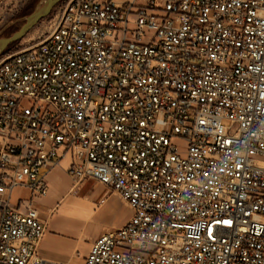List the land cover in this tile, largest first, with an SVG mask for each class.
Returning a JSON list of instances; mask_svg holds the SVG:
<instances>
[{"label": "built area", "instance_id": "2783aa9c", "mask_svg": "<svg viewBox=\"0 0 264 264\" xmlns=\"http://www.w3.org/2000/svg\"><path fill=\"white\" fill-rule=\"evenodd\" d=\"M65 160L132 211L83 264H264V0L58 4L0 53V264H59L32 198Z\"/></svg>", "mask_w": 264, "mask_h": 264}, {"label": "crops", "instance_id": "0c3cea01", "mask_svg": "<svg viewBox=\"0 0 264 264\" xmlns=\"http://www.w3.org/2000/svg\"><path fill=\"white\" fill-rule=\"evenodd\" d=\"M68 161L45 176L47 194L32 198L45 232L37 255L59 264H81L92 243L102 234L123 227L132 216L130 207L116 193L96 180L88 179L74 185L66 173ZM17 200L29 199L27 190L18 189Z\"/></svg>", "mask_w": 264, "mask_h": 264}, {"label": "rangeland", "instance_id": "374dc122", "mask_svg": "<svg viewBox=\"0 0 264 264\" xmlns=\"http://www.w3.org/2000/svg\"><path fill=\"white\" fill-rule=\"evenodd\" d=\"M42 1L43 0H0V39L10 37L13 33L18 31L23 25L26 17L29 16L33 10L42 3ZM62 1L63 0L58 4ZM54 8L51 10L49 16L53 13ZM48 17L35 25L21 40L10 44L6 48V52L20 50L33 44L41 35L43 23ZM223 123L224 125H228V122L226 121ZM171 143L179 149L181 156H183L186 150L185 143L178 137L173 138ZM19 196H21V192L18 189H15L11 198V203L13 205H16ZM72 264H81V262L74 260Z\"/></svg>", "mask_w": 264, "mask_h": 264}, {"label": "water", "instance_id": "95a60500", "mask_svg": "<svg viewBox=\"0 0 264 264\" xmlns=\"http://www.w3.org/2000/svg\"><path fill=\"white\" fill-rule=\"evenodd\" d=\"M60 1L61 0H43L42 3L26 17L23 25L18 31L13 33L10 37L0 39V53H3L10 44L21 40L35 25L48 17L51 10Z\"/></svg>", "mask_w": 264, "mask_h": 264}, {"label": "trees", "instance_id": "16d2710c", "mask_svg": "<svg viewBox=\"0 0 264 264\" xmlns=\"http://www.w3.org/2000/svg\"><path fill=\"white\" fill-rule=\"evenodd\" d=\"M3 53H6V50Z\"/></svg>", "mask_w": 264, "mask_h": 264}]
</instances>
